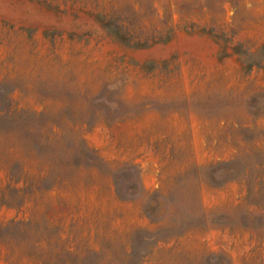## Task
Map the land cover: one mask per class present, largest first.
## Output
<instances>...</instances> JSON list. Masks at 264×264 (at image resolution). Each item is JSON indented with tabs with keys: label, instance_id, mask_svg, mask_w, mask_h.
<instances>
[{
	"label": "rangeland",
	"instance_id": "rangeland-1",
	"mask_svg": "<svg viewBox=\"0 0 264 264\" xmlns=\"http://www.w3.org/2000/svg\"><path fill=\"white\" fill-rule=\"evenodd\" d=\"M0 264H264V0H0Z\"/></svg>",
	"mask_w": 264,
	"mask_h": 264
}]
</instances>
